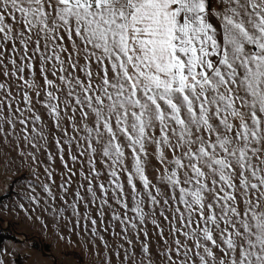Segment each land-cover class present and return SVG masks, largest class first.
I'll return each mask as SVG.
<instances>
[{
    "label": "snow or ice",
    "instance_id": "1",
    "mask_svg": "<svg viewBox=\"0 0 264 264\" xmlns=\"http://www.w3.org/2000/svg\"><path fill=\"white\" fill-rule=\"evenodd\" d=\"M0 223V264H264V0H0Z\"/></svg>",
    "mask_w": 264,
    "mask_h": 264
},
{
    "label": "rangeland",
    "instance_id": "2",
    "mask_svg": "<svg viewBox=\"0 0 264 264\" xmlns=\"http://www.w3.org/2000/svg\"><path fill=\"white\" fill-rule=\"evenodd\" d=\"M4 200L5 202H7L6 198H4ZM0 225L4 229V232L15 236V238L13 239H6L0 244V246L13 241L14 239H17L16 230L14 226L5 225L2 223H0ZM77 239H78L77 237H73V244L65 248V252L67 253L66 257L56 255V252H55L56 242L55 241L52 242L51 246H49L47 243L40 244V246L43 248L44 254L49 256L50 259H52V257L55 256V264H60V261L64 259L77 261L78 264H86V261L88 260V256L84 252H82L79 247L76 246ZM45 246H48V249H46ZM19 260H20V263H19ZM17 264H21V259H17Z\"/></svg>",
    "mask_w": 264,
    "mask_h": 264
},
{
    "label": "trees",
    "instance_id": "3",
    "mask_svg": "<svg viewBox=\"0 0 264 264\" xmlns=\"http://www.w3.org/2000/svg\"><path fill=\"white\" fill-rule=\"evenodd\" d=\"M15 238L14 235L8 234L6 232H4V229L2 228V226L0 225V244L5 241L6 239H13ZM40 246V245H39ZM41 247V246H40ZM46 249H48V246H45ZM20 263V260H19Z\"/></svg>",
    "mask_w": 264,
    "mask_h": 264
}]
</instances>
